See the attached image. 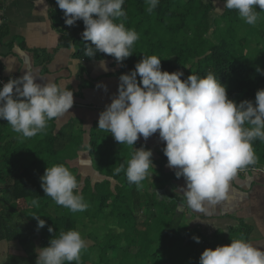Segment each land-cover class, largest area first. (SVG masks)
<instances>
[{"label":"clouds","instance_id":"1","mask_svg":"<svg viewBox=\"0 0 264 264\" xmlns=\"http://www.w3.org/2000/svg\"><path fill=\"white\" fill-rule=\"evenodd\" d=\"M145 2L151 13L159 0ZM56 4L63 10L67 26L83 21L82 38L92 45L86 48L85 56L94 57L99 52L123 63L132 55L139 34L115 22L126 15L122 11L124 0H56ZM257 6L264 11V0H224L225 9L237 11L249 25L258 20ZM183 75L162 71L156 55L143 56L134 70L119 77L118 93L99 114L98 129L129 146L141 136L147 140L158 132L166 142L163 153L168 166L176 169L178 179L185 180L178 192L187 206L211 214L209 209L214 212L216 205L229 199L230 182L238 172L257 162L252 143L264 141V89L256 92L254 102L237 104L228 98L226 87L213 73L204 77L192 74L182 80ZM37 78L27 71L0 87V120H6L23 138L44 132L49 121L65 116L74 104L72 90L50 79L37 83ZM97 87L107 90L106 85ZM152 155L144 147L134 149L127 168L121 165L116 171H125L129 183L143 188L149 169H153ZM40 180L43 192L57 205L72 212L88 207L79 193L80 182L64 164L47 167ZM31 203L39 206L38 200ZM34 218L38 230L45 227V220ZM48 231L52 233L53 228ZM193 239L200 242L199 237ZM86 244L79 231H60L48 246L36 249V264H79ZM199 264H264V251L241 236L230 245L205 249Z\"/></svg>","mask_w":264,"mask_h":264},{"label":"trees","instance_id":"2","mask_svg":"<svg viewBox=\"0 0 264 264\" xmlns=\"http://www.w3.org/2000/svg\"><path fill=\"white\" fill-rule=\"evenodd\" d=\"M50 5L53 26L61 34V46L74 47L75 56L80 60L110 61L118 77L134 70L136 63L140 62L143 56L156 55L161 59L162 71L173 73L190 69L194 75L200 77L206 76L209 72L213 73L226 87L228 98L237 104L244 100L254 102L256 92L264 89V65H256L260 61L264 62V48L260 49L262 56L259 59H256V55L250 51L253 34L264 36L258 25L252 26L247 34L244 33L240 37L236 34L237 37L233 36L232 40H222L212 46L207 44L208 35L211 32L215 34L216 28L220 25L216 20L218 19L216 14H213L216 8L214 0H159L157 7L151 13L147 11L148 5L145 0H124L122 11L126 15L119 17L115 22H122L126 28L135 29L139 39L131 49L132 55L123 63H118L114 57L99 52H96L94 57L85 56L86 48L92 45L90 41L82 38L83 21H77L75 26L69 27L65 24L64 12L59 9L56 0H50ZM219 16L236 24L243 21L235 10L225 9V12ZM257 44H260V41ZM186 76L183 75L181 79H186ZM137 79L139 81V76ZM56 120L49 121L45 135L39 133L31 138H23L22 134L12 130L6 120H0V242L19 241L25 253V257L9 254L4 262L0 261V264H36V249L48 246L49 241L58 236L60 231H78L80 223L78 214L90 216L88 211L91 205H95L96 200L99 209L93 219L96 221L102 216L100 224L109 223L107 220L110 219V211L108 214L104 213L113 196L108 189L110 184L108 181L104 184L103 189H108L105 193L98 186L93 189L89 181L86 183L82 192H79L88 205L84 211L72 212L57 205L43 192L40 177L47 167L56 164L69 167L65 161L70 154L64 157L60 155L68 151L76 136L75 128L78 121H71L56 133ZM47 129H49L48 133ZM97 133V131L93 133L91 154L98 158L101 168H106L109 172L110 168L115 170L121 165L127 168L129 155L126 154V149L120 148L116 152L114 148L116 144ZM252 147L258 158L257 162L264 166V141L256 139ZM164 164L165 160L156 164L158 165L154 181L156 188L165 187L174 179L173 174L166 173ZM251 167L259 168L255 164ZM69 169L81 184V177L70 167ZM115 178L130 187L135 185L128 182L123 170L119 173L116 171ZM122 188H118L119 196L114 201V209L122 208L124 205L129 207L131 204L122 199ZM90 194H92L91 201L87 199ZM34 199L39 201L38 207L32 205L31 201ZM152 203L155 206L154 201ZM168 204L173 208L169 210L168 215L172 218L171 211H175L177 203L171 201ZM111 216L122 218L125 216L126 221H129L125 212H119L117 215L112 213ZM34 217L45 220V227L38 230L37 219ZM49 227L53 228L52 233L48 231ZM177 230L172 233L168 231L167 234L169 236L172 234L177 241L185 240L186 236L179 237ZM238 236L242 235L238 234ZM98 244L84 248L88 252L80 257L79 264H112L108 262V249L114 246ZM94 248H97L99 255L97 252L93 255ZM71 264L77 262L73 261Z\"/></svg>","mask_w":264,"mask_h":264},{"label":"crops","instance_id":"3","mask_svg":"<svg viewBox=\"0 0 264 264\" xmlns=\"http://www.w3.org/2000/svg\"><path fill=\"white\" fill-rule=\"evenodd\" d=\"M218 1L221 5L224 4L222 0ZM45 4L42 0H0V69L7 82L9 79L20 78L27 71H31L38 77L37 83L47 82L50 79L73 91V107L65 116L56 120L55 132L58 133L73 120L78 121L74 142L67 149L74 155L66 158L65 162L75 174L81 177L79 192H82L88 181L93 189L98 186L104 193L110 189V194L113 195L110 198V217L112 213L117 215L123 212V208L114 209V201L119 196V187H123L122 199L132 195L136 202L134 205L140 212L144 208V201L147 197H149L148 200H153L154 204L155 199L151 198L153 196L158 201L168 199V203L175 200L177 207L174 212L171 211L173 217L170 223L172 222V225L166 227L162 236V248L187 247L181 253L200 257L205 248L214 250L217 246L230 245L231 239H237L238 234H241L258 250L264 251V174L258 172V169L257 171L238 172L230 182L229 199L216 205L214 212L209 209L211 214L196 212L189 208L182 193L178 192L179 188L185 186V180L183 177L178 179L175 175L176 169L168 166L167 157L163 153L166 142L159 138L158 132L147 140L141 136L134 146H129L116 142L110 132L98 129L99 114L111 103V98L118 93L120 81L116 75V69L112 67L110 61H103L102 66L101 61L80 60L75 56L74 47L61 46V34L54 28L50 16V0H45ZM222 6L224 8V5ZM97 85H106L107 90L105 91L103 87L98 88ZM94 131H97L102 138H108L110 142H114L116 152L120 148L126 149L129 159L134 149L144 147L145 150L152 151L153 169H149V176L146 181H143L145 182L143 188L138 189L136 185L130 187L122 184L115 178L116 169L110 168L109 172L108 169L101 168L98 158L91 154ZM48 132L49 129H47ZM42 134L45 135V131ZM82 160H86L87 163H81ZM163 160H165L166 173L173 174L174 179L165 187L156 188L154 186L158 169L156 164ZM107 181L110 183L109 188L104 190V184ZM175 194L180 198L178 199ZM153 201L147 203L152 209L155 208ZM171 209L173 208H167V216ZM119 217L121 218L120 224L110 223V232H113L117 226L120 231L124 230L125 226L122 222H127L126 218L125 216L124 218ZM184 222L188 235L180 243L176 237L172 234L169 236L167 232L172 233ZM150 225L148 218L146 222L139 225V229L147 232L151 228ZM102 226L108 228V224H102ZM120 237V234L113 236L115 243L110 246H116V241H119ZM193 237H199L200 249L194 247ZM89 240L93 243L86 245L85 248L96 244L95 241ZM9 254L25 257L19 241L0 242V261L4 262ZM156 256L162 257L163 255L159 253Z\"/></svg>","mask_w":264,"mask_h":264},{"label":"rangeland","instance_id":"4","mask_svg":"<svg viewBox=\"0 0 264 264\" xmlns=\"http://www.w3.org/2000/svg\"><path fill=\"white\" fill-rule=\"evenodd\" d=\"M214 3L216 8L213 14H216V17L218 18L216 20L220 22V25L218 26V28H216L217 31L215 34L211 32L208 35L207 37L208 45L210 46L215 45L217 43L222 42V40H228V41L232 40L233 36L237 37V35H239L240 37L244 33L247 34L248 31H250L253 28L252 26L256 27V25H258V28L262 30L264 33V11H261L258 6H257L258 14H259L258 21L256 22L255 25H249L243 19H242L243 21H241L238 24H236V22L233 23L232 20H229L228 22L226 20L221 19V16L219 15L225 12V7L223 8L222 6L224 4L221 5V3L218 0H214ZM216 17L213 18L215 19ZM259 41L260 44H257ZM251 42L252 43H250V51L254 55H256L255 57L256 59H259L262 56V54L260 53V49L262 47L264 48V36L253 34V39L251 38ZM256 65L263 66L264 62L260 61ZM189 70L182 71L184 75L185 74L187 75L186 79L189 75L193 74L192 70L190 71ZM70 153H71L70 151H64L61 153L60 156L64 157ZM73 155L74 154L71 153L70 157H72ZM117 163H119V160ZM255 165L259 167L255 169H258L259 170L258 172L264 174V166L259 162L255 163ZM250 166L251 165L247 166L246 168L252 169L253 171H257L254 169V167H250ZM143 186H145V182H143ZM90 195H88L87 197L89 201L92 200V194ZM175 196L178 199L180 198V196L177 194H175ZM148 198L149 197H147V200L144 201L146 207L145 205L142 204L144 207L142 212L138 211V208L136 209L134 205L135 200L132 198V195H130V197L124 198V202L129 201V203H131L129 207H127L126 205L122 207L123 213L125 212V215L129 220L128 221L129 223L122 222L124 223L125 226L124 230L120 231L118 229L119 226H117L115 227L113 232H110V223L111 224L115 223V225L120 224L121 218L119 216L110 217V219L107 220L109 222L107 226L108 228L107 229L104 228L100 224L101 223L100 219L103 218L102 216L98 217L96 221L93 219V216L98 213L97 209H99L98 200H96L95 205H91L88 211L90 213V216H85L82 213L78 214L79 216H77L80 221L78 231L80 232L82 237L86 240L87 242L86 245H90L93 243L89 239L95 242L97 241L99 244L97 242L96 244H98L99 246L110 245L115 243L113 236H115L116 234H120L121 237L118 238L119 241H116L117 245L114 246V248L108 249V262L112 264H147V263L199 264L200 257L194 255H188L186 253H181L184 252V249H187V247L178 248V246H175L172 248L171 247L162 248L163 245L162 236L166 231V227L167 226L169 227L171 225L170 221H172V218L166 215V210L169 207L168 199L158 201V199H156L154 196L151 197L152 199H155V208L152 209L149 205H147V203L148 201H153V200H148ZM109 211H110V205L107 208H105L104 213L108 214ZM148 218L151 224L149 227L151 228L147 232H144L143 230L140 231L139 225L142 222H146ZM185 227L187 226L186 223L184 222L182 223L181 226H178L176 228L178 229L177 233L179 234V237L188 235V232H186ZM179 242L181 243L182 239L179 240ZM199 246L200 244L195 242L194 247L200 249ZM87 252L88 251L86 249H82L80 253V257L85 255ZM96 252L97 255H99L97 248H94L92 250L93 255H95ZM159 253H162L163 256L162 257L156 256L159 255Z\"/></svg>","mask_w":264,"mask_h":264},{"label":"built area","instance_id":"5","mask_svg":"<svg viewBox=\"0 0 264 264\" xmlns=\"http://www.w3.org/2000/svg\"><path fill=\"white\" fill-rule=\"evenodd\" d=\"M6 82L7 81L4 79L3 74H2V71L0 69V87H3V84L6 83ZM249 170H252V169L245 168V169L240 170L239 172H246V171H249ZM255 170H257V169H255Z\"/></svg>","mask_w":264,"mask_h":264}]
</instances>
